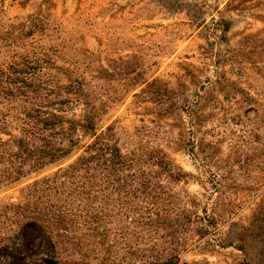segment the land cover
<instances>
[{"label": "rangeland", "instance_id": "1", "mask_svg": "<svg viewBox=\"0 0 264 264\" xmlns=\"http://www.w3.org/2000/svg\"><path fill=\"white\" fill-rule=\"evenodd\" d=\"M0 138V264H264V0H0Z\"/></svg>", "mask_w": 264, "mask_h": 264}, {"label": "trees", "instance_id": "2", "mask_svg": "<svg viewBox=\"0 0 264 264\" xmlns=\"http://www.w3.org/2000/svg\"><path fill=\"white\" fill-rule=\"evenodd\" d=\"M29 117L36 119V123L34 125H31V131H28V132H30L32 135L38 134V136H37L38 140L42 141L43 139L41 138V134L43 133L44 130H48V128H47L48 125L46 124V119L41 118V117H34L31 115H29ZM40 125H43L44 127H41ZM2 144H4V145H2ZM5 145H7V144H5V142H3L0 138V148L5 146ZM32 146L36 147V144H32ZM40 152H44V151H40ZM57 152H59V150H55L56 154H57ZM30 153L33 154V153H35V151L31 150ZM51 157L56 158V156H51Z\"/></svg>", "mask_w": 264, "mask_h": 264}]
</instances>
